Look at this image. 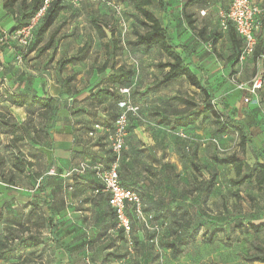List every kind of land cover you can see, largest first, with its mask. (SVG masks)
<instances>
[{
    "label": "rangeland",
    "instance_id": "1",
    "mask_svg": "<svg viewBox=\"0 0 264 264\" xmlns=\"http://www.w3.org/2000/svg\"><path fill=\"white\" fill-rule=\"evenodd\" d=\"M114 1L121 3L120 0ZM107 5L106 8L109 6ZM155 5L161 9L157 0ZM122 6L124 12L121 17L117 14L114 17V15L101 13L104 14L102 16H112L111 20L100 17L94 19L88 14L82 16L79 22L84 28L88 42L78 50L71 48L70 51L74 54L66 55V57L58 55V48L55 43L47 51H41V47L48 41L51 33L48 32L45 35L43 43L37 44L34 31L32 41L29 45L24 46L18 39L12 38L11 21L9 19L0 21V56L4 62L3 66L0 67V110L11 113L18 109V107L7 102L5 97L7 93L15 91H30L40 95L47 93L53 96L59 95L56 97L60 98L61 109L56 125L49 135L45 131L43 132L42 128L51 126L52 119L47 116L42 117L39 113L30 114L28 108L19 111L25 114L24 120L21 122L22 132L26 136L25 140L19 143V146L25 152L26 158L34 162L35 165L28 168L25 173H15V185L2 179V176L8 178L12 174L10 170H12V164L16 159V148L11 145V136L0 128V153L5 154L9 159V165L5 169L0 168V209H3L4 212V219L0 224V239L5 236L15 237V243H18L20 238L31 232L33 234L42 232L43 238V243L40 246L29 250H20L16 260L9 262L0 260V264H15L22 261L23 258H27L26 264H70L69 258L74 264H141L138 258L133 260L127 257V246L124 244L118 251L115 249L109 251L113 252L114 257L109 262H105L103 260L105 253L103 256L95 254L94 249L98 242L90 243L86 240L89 234L94 231L101 232L102 230V233L106 232L109 236H116L115 233H117L116 229L111 228L110 225L106 226L103 222V207L100 206L99 201L101 193L96 191L98 184L101 185L100 179L98 178V180L95 176L96 167L109 168L111 164L97 160L95 146L100 137L99 135L91 137L89 131L94 127L97 119L103 118L101 113L103 108H108L110 111L104 119L106 120V128L108 126L111 128L115 117L124 109L126 102L138 104L141 108V115L132 118L127 148L122 152L124 155L131 153L137 158L133 166H130V171L125 170V168L123 170L122 167L123 183L141 191L144 200L148 195L150 196L151 191H158L169 200L173 198L170 201L178 203L182 207V215L189 209L191 213L189 217L178 218L176 223L174 220H170L174 227L183 228V233L179 234L181 238L183 235L186 236L185 232L189 229L190 220L199 222L201 217L207 213L202 214V211L210 210L205 202L206 185L201 184V182H208L212 178V173L218 174L217 176L220 175L221 178L215 196L222 195L223 197L220 198L228 203L231 200L233 204L236 202L238 210L240 206L241 210L233 214L235 218L250 220L252 215L245 214L243 208L253 206L258 201V197L264 200V186L260 190L254 180H248L240 185V189L237 191L239 195L235 196L236 193L229 190L230 186L234 185L230 177L234 172L233 168L226 167L223 171L216 170L213 156L238 152L239 141L237 142V139L239 135H229L226 140L229 143H234V145L227 147L216 135L212 118L199 121V124L204 125V130L207 132L203 135L195 132L196 127L193 128L194 126L187 130L192 137L191 141H185L177 137L174 130L156 124L155 117L158 108L171 109L178 105L176 101L171 100L174 96L180 94L184 96L193 95L195 100L200 102L204 99V95L194 86L191 88L186 79L167 86L160 84L164 71L158 66V63L167 60V58L160 49L152 52L149 57H147L146 48H134L133 51L130 49L135 40L133 34V27L136 25L135 11L123 4ZM3 10L5 9L0 1V14ZM226 11L227 9L223 10V12ZM189 12L188 14L197 24L195 26H200L197 28H203L205 31L203 37L198 30L194 31V36L196 39L200 38L203 45L211 49L207 55L209 59L204 63L205 66L211 65V67L206 70L196 68L197 59H193L192 56L187 57V61L192 63L193 69L199 70L198 75L200 77L205 70L208 83L215 93L214 102L218 110L226 117L234 116L245 120L246 117L243 116H246L248 111L261 107V100L252 97V102L246 103L244 99L250 96L249 92L238 89L237 85L251 83L258 73L256 65L250 67L248 77L245 78L243 65L236 68L233 61L229 60L233 48L228 30L223 29L221 25V14L211 15L207 13L202 15L201 10ZM125 21L130 23L129 29H126ZM186 21L188 24V18ZM95 23L103 25L105 28L108 35L105 41H109L112 32H116V37L120 39L121 46L123 41V46L129 48L127 55L116 58V64L122 60L125 62V60L131 59L132 64L129 67H134L136 74L137 70L140 71L139 76L135 75L136 82L130 95L119 93L117 97L111 98L103 105L96 93L107 86L106 75L100 73V68L103 66L107 54L99 43L92 50L94 41L99 42L101 40L97 31L94 34ZM170 32L173 42L179 45L178 50L186 57V51L180 37L171 30ZM220 34L223 37L215 44L216 35ZM91 51V57L83 61ZM102 52L103 57L101 56ZM120 54L121 51H119ZM73 56H79V61L67 65L63 63L64 60ZM263 59L260 60L263 61ZM256 61L254 60L255 63ZM219 62L222 63V68L218 64ZM110 71L109 68L106 72L109 73ZM222 71H225V74H221ZM68 77H71L72 80L66 84L65 79ZM63 88H69L70 94L60 97ZM70 96L74 99L71 105L67 100ZM34 125L41 128L39 134L34 133L31 129ZM103 132H106L102 134L108 139L109 150L114 153L110 139L112 130L108 129ZM211 137H218L223 151L213 143L208 142L203 145L200 141V139ZM248 146L250 147V145ZM200 147H202L201 152L199 151ZM199 153L207 166L201 173H196L197 180H194L191 175L193 160L197 159L199 164L203 163L198 158ZM240 154H242L241 151ZM82 162H88L89 167L85 171L79 172L76 169ZM166 163L172 164L174 169L163 167ZM44 177L45 180H43ZM44 182L45 189L43 191L42 184ZM221 190L226 191L221 194ZM213 208H215L214 205ZM40 218H46L47 222L46 227L39 231L35 221ZM60 220L69 225L66 227L64 225V228L59 229V235L64 234L67 228L72 229L74 234H80L78 239L73 240L71 237L73 234L63 236V247L54 240L50 233L52 224ZM215 224H223V221L218 218ZM106 227H108L107 230H105ZM26 228H30V231H25ZM201 231L202 234H200L198 242H192V244L190 242L179 249L181 264H199L200 257L198 255L200 253L195 250L206 254V264H264L249 262L244 258L255 244L260 242L264 245L263 237H260V241L255 239L253 233L241 230L240 233L234 235L225 232L219 237H215L212 242L211 240L206 242L203 240L205 230L201 229ZM152 233H154L153 230L146 228L136 219L133 232L126 237L137 236L139 238ZM110 238L114 239L115 237ZM75 246L80 247V249H76ZM92 257L95 258L94 262Z\"/></svg>",
    "mask_w": 264,
    "mask_h": 264
},
{
    "label": "trees",
    "instance_id": "2",
    "mask_svg": "<svg viewBox=\"0 0 264 264\" xmlns=\"http://www.w3.org/2000/svg\"><path fill=\"white\" fill-rule=\"evenodd\" d=\"M4 9L11 14L16 20V24L12 28V33L27 26L31 19L36 16V14L42 9L44 6L45 0H2ZM103 1V0H101ZM130 2L135 11L134 18L136 20V25L133 27V34L135 35L134 44L136 46H144L146 49H150L153 47H157L161 50L164 56L167 58L166 61H160L158 66L164 71L163 78L160 82L162 86H167L173 83H176L181 80H187L191 86H194L198 90L202 92L204 95V99L202 101H197L195 98L190 95H177L171 98V100L177 102V106L172 107L171 109L167 108H158L155 122L157 125L169 128L174 130L175 134L177 132L184 131L189 136L188 129H191L195 124H197L201 119L209 120L213 119V125L215 127L216 135L221 134H229L234 133L239 135V150L238 152H234L231 154L225 155H214L213 160L214 164H219L225 167H232L235 172V178L232 179V183L235 186H240L246 183L248 180H254L258 188L261 190L264 186V163H257L254 167L250 168L246 164V159L244 157L245 151L247 149L248 143L251 144L249 139V133L245 127V125L238 119L233 118L232 116H224L217 108V105L214 102L215 93L214 90L210 87L207 76L204 72H202V76L199 77L192 70V63L187 61V57H191L192 53L187 48V46L183 45L186 51V57H184L178 50L179 45H176L173 42V38L171 36V32L169 27H164L162 21L156 16V14L151 10L152 5H154V0H126ZM104 2V1H103ZM204 0H185V15L188 18L189 26L198 30L201 37L204 36V29H198L195 26L194 21L191 18V15L187 13L186 9L191 6H195L198 4H202ZM66 0H53L50 2L45 14L40 19L38 25L34 29L36 33V42L37 44L43 43L45 39V35L48 33L50 28L54 25L56 20L58 19L61 12L66 8ZM106 3V2H105ZM162 9H165L166 6L164 2L159 1ZM96 31L100 37L102 42V48L106 50L107 58L103 63V66L100 68V73L102 75H106L105 82L106 87L97 91L96 95L100 98L102 105L109 101L113 97H117V94H122L120 92V87L126 86L131 87L135 81L136 72L132 67L126 65L117 66L116 58L119 55V51L122 52L121 41L116 37V32H112V36L109 41H105L108 37L105 28L103 25L95 23ZM228 30V35L230 42L232 44L233 51L229 56V60L233 61L234 65H237L240 62V56L243 50V38L236 32L235 28L230 25ZM215 44L223 37L220 35H216ZM54 34H51L48 41L41 47V51H47L50 49L54 43ZM258 44L257 47L251 56L255 61L261 58H264V18L261 19V30L257 35ZM79 56H73L64 60V64H71L75 61H79ZM257 62V61H256ZM4 64L2 57L0 56V67ZM111 69L109 73H107V69ZM72 80L71 77L65 79V83L69 84ZM70 94L69 88H63L60 92V97L66 96ZM6 101L12 104V106L20 107V108H28L30 114L39 113L40 116H47L49 119H52V125L46 126L42 128V131L46 132L48 135L51 130L55 127L57 119L60 114V98L53 96L49 93L40 95L37 93H31L30 91L23 92H9L6 94ZM69 105L73 102V97H68ZM32 111V112H31ZM103 118L97 119L96 123L102 124L105 128L106 120L104 119L110 113L108 108H103L101 111ZM120 114V113H119ZM119 114L115 117L113 126L110 128L108 126L107 129L113 130L115 121ZM132 121V118H131ZM131 121L129 127V134L131 132ZM0 128H2L6 134L11 136L10 142L11 145L16 148V159L12 164L10 170L12 172L11 176L8 178H4L5 182L15 185L16 178L15 173H25L28 168L34 167V162L26 158L25 152L19 146L20 142L25 140V134L22 132V122L19 121L16 117L13 116L12 113H8L0 110ZM34 133H38L41 131V128L34 125L31 128ZM93 127L91 128V130ZM98 136V135H97ZM177 137H179L177 135ZM191 137V136H190ZM181 138V137H179ZM192 138V137H191ZM218 138V137H217ZM102 138H100L101 140ZM183 139V138H181ZM99 140V141H100ZM185 141H191L192 139H183ZM128 144V138H127ZM240 151L242 154H240ZM116 161V155L112 153L111 150L107 151L106 163L113 164ZM137 161V158L132 156L131 153L128 155L122 154L119 161V175L122 184L125 187H128L127 184L123 183L122 180V167L123 170L130 171V166ZM128 163V164H126ZM9 165V159L5 154L0 153V168L5 169ZM204 165V166H203ZM207 164L198 162H193L191 175L194 180H197L196 173H201L205 170ZM165 168L174 169L172 164L166 163L163 165ZM103 169V168H102ZM106 169V168H105ZM218 174L212 173V178L207 182H201V184L206 185V194L207 196L212 193L213 189L216 187L218 183ZM95 176H97V169L95 171ZM129 178V174H128ZM45 180V177L43 178ZM99 180V179H98ZM101 182V181H100ZM100 186V187H99ZM131 188V187H128ZM45 189V182L42 184V190ZM97 192L101 193L99 197L100 206L103 207V219L106 226L110 225L111 228L116 229V239L121 242H126V233L123 228L118 227V218L115 209L110 204V194L108 192H104L103 184H98L96 188ZM134 189V188H132ZM136 190V189H135ZM141 197L142 192L137 190ZM197 193V188L195 190ZM235 196H238L237 192H234ZM165 197V196H164ZM173 199V198H172ZM170 199V200H172ZM169 199L160 198L156 196H150L144 198L142 197V201L144 204V211L146 214H150L153 216V221L155 223L165 225L166 226L158 233L154 232L148 235L149 244L148 249H156V246L160 249H167L170 252L178 256L180 253L179 249L185 247L189 244L194 237V234H198L200 229L202 228V224L199 222H193L190 219L189 229L185 232L186 236L183 235L181 238L179 234L183 233V228L180 226L174 227L171 223V219L176 223V219L178 218H187L190 216V210L187 209L186 212L182 215V207L179 206L178 203L171 202ZM106 207V208H104ZM127 213L131 218L132 226L134 228V222H136V216L134 209L131 205H128ZM4 212L3 209H0V224L3 222ZM229 226L233 231L243 230L244 232L259 234L264 231V222H250L248 220H244L242 218H235L234 216L229 217ZM46 218H40L35 221V225L40 231L42 228L46 227ZM217 223V222H216ZM215 224V223H214ZM65 225V226H64ZM69 224L60 220L55 224H52L50 227V233L54 240L63 247L64 242L62 237L68 236L69 234H73V239H78L80 234L72 233V229L67 228L64 234L59 235V229H62ZM216 227L212 232L204 233V241L211 242L215 239V237H219V233L224 232L223 224H215ZM64 226V227H63ZM75 227V226H73ZM106 227L105 230H107ZM12 229V226H10ZM25 231H30V228H26ZM63 232V231H62ZM133 232V230H132ZM131 232V233H132ZM42 232H38L33 234L32 232L23 238H20L18 243H15V237L9 238V236H5L0 239V260L5 262H9L12 260H16L18 258V252L20 250H29L40 246L43 243ZM106 233V232H103ZM102 234L101 232H92L89 234L86 240L88 242H94L98 240V236ZM211 234V235H210ZM140 243L139 238L136 237V245ZM116 245V241L111 240L109 242V247H113ZM160 245V246H159ZM76 249H80V247L75 246ZM113 252H108L104 255V261L109 262L111 258H113ZM116 255V254H115ZM120 257L119 255H117ZM246 261L249 262H260L264 263V245L259 242V244H255L253 249H251L245 256ZM26 259L23 258L22 261L15 264H26ZM93 262L94 259L93 258ZM68 261L70 264H74L72 259L69 258Z\"/></svg>",
    "mask_w": 264,
    "mask_h": 264
},
{
    "label": "crops",
    "instance_id": "3",
    "mask_svg": "<svg viewBox=\"0 0 264 264\" xmlns=\"http://www.w3.org/2000/svg\"><path fill=\"white\" fill-rule=\"evenodd\" d=\"M1 1V4L3 5V1ZM156 2V0H154ZM158 2L161 0H157ZM166 6L165 9H162L161 6H159V8L161 7V9H158V7H155V3L154 5H152L151 10L156 14V16L162 21L163 26L164 27H169V29L174 32L175 34H178V36L181 39V43L185 46H187V48L191 51L192 53V58L193 59H197V62L195 63L196 68H201L203 69H208L211 67L208 65H204L205 61L207 59H209V57L207 58L208 55V51H210L211 49L208 48L207 46L203 45V41L198 38L196 39V37L194 36V29H192L189 24H187L186 18H185V0H162ZM120 2L124 5V6H128L131 9H133V6L130 2L126 1V0H120ZM232 0H204V2L202 4H198L195 6H191L188 7L186 9L187 13L191 12H195L198 10H201V12H205L203 15H206L207 13L211 14V15H215V14H221L223 12V10H228L230 5H231ZM66 8L61 12V14L59 15L58 19L56 20V22L54 23V25L50 28V30L48 31L51 34H54V43L56 45V47L58 48V55L61 57H66L67 56H71L72 53L70 51L71 48H76L77 50L80 47H84V45L88 42V38H86L85 36V31L84 28H82V24H80V19L82 16H85L86 14L93 16L94 19H97L98 17L100 18H107V19H112V16H102L104 14L101 13H107L108 15H114V17H116V13L113 10L112 7L108 6L106 3L102 2L101 0H82L81 3L79 4H73L71 1L66 0ZM106 5L108 6L106 8ZM160 5V4H159ZM112 11V12H110ZM202 14V13H201ZM80 16V17H79ZM10 20L11 21V28L14 27V25L16 24V20L14 19V17L9 14L6 10H3V12L0 14V21L3 22L5 20ZM78 20V21H77ZM125 26L126 29H129L130 27V23L125 21ZM197 25V24H195ZM1 26V24H0ZM200 27V26H197ZM7 28V27H5ZM94 34H96V30H94ZM195 38H194V37ZM102 40H99V42L96 40L94 41V46L92 45V50L96 48L97 44L99 43V45L101 44L102 46ZM124 42L122 41V52L120 55H118L117 58L120 57H124L125 55H127L128 53V47L127 46H123ZM219 45V44H218ZM76 46V47H75ZM134 48L136 49H144V46H136L134 43L131 44L130 49L133 51ZM103 51V49H101ZM147 57L150 56V54L152 52H156L159 51V48L157 47H153L150 49H147ZM161 51V50H160ZM180 52V51H179ZM131 53V52H130ZM181 53V52H180ZM232 53V52H231ZM182 54V53H181ZM92 55V51L90 52L89 56L87 55L86 58H84L83 61H86L87 58L91 57ZM101 56L103 57V52L101 54ZM97 57V55H96ZM217 59V58H216ZM131 60V59H130ZM130 60H122L120 63L117 64V66L120 65H126L129 66L132 64V62ZM166 61V60H164ZM221 68H222V63H218ZM240 65H243V75L245 76V78H247L248 73H249V69L250 67L253 65L257 67V71H264V59L262 60H258L256 63L254 62L253 58H249L247 59L243 64L238 63L236 65V68L239 67ZM134 69V67H133ZM194 73H196L198 75L199 70L198 69H193ZM204 70V71H205ZM203 71V72H204ZM139 70H137V74L139 76ZM206 74V73H205ZM221 74H225V71H222ZM207 75V74H206ZM199 76V75H198ZM200 77V76H199ZM209 81V80H208ZM132 84V87L134 86V83ZM192 88V86H190ZM59 96V95H56ZM256 99V98H254ZM259 100H261V104H260V108H254L251 111H248L247 114H245L246 116H243L245 118L242 119L240 117L236 118L234 116H232L233 118H236L238 120H240L246 127L248 133H249V139L251 141V144L248 143V145H250V147L247 145V151H246V164L248 167L252 168L254 167L257 163H264V91L259 93ZM255 101V100H254ZM254 107V106H253ZM257 107V106H255ZM23 108L18 107V109H16L15 111L11 112L14 117H16L19 121H23L24 120V115L22 112H19L20 110H22ZM248 116V117H247ZM204 122L202 121V124ZM195 132L200 133V135H203L206 131L204 130V125H200L199 122L197 124L194 125L193 128H195ZM214 127V125H213ZM106 132H99L98 135L100 138H102L98 144L95 146L97 149V152L95 154V157L97 158L98 161H102L104 163H106V157H107V151L109 150V144H107L108 139H106V137L103 136V134ZM207 133V132H206ZM229 135H235L234 133H229V134H221L219 135V138H221L223 144H225V146H233L234 143H229L228 140H226ZM239 141V138L237 139V142ZM229 143V144H226ZM239 143V142H238ZM236 147V146H235ZM238 150H239V146H237ZM199 151H202V147L199 148ZM198 158L201 159V161L203 163H205L204 160H202L201 158V154H198ZM167 160V159H166ZM194 162H197V159L193 160ZM215 167L217 171H223L226 167L216 164L215 163ZM227 168H231V167H227ZM220 174V173H219ZM218 183L216 185V187L213 189L212 193H210L209 196L205 197V202L207 207L210 208L209 211H202V214L206 213V215L204 217H201V220L199 221L200 224H202V228L204 229L205 232H212L216 227L219 228V226H216L214 223L217 222V219L220 218L223 221V225L222 227L224 228V232L219 233L223 234L225 232H229L231 234H238L241 231L240 230H236L233 231L230 226H229V217L234 216V212L241 210L240 206H239V210L237 209V203L234 202L235 204L232 203V200L230 201V203L223 201L222 195L215 196V194L217 193V187L220 185L219 180L220 175L218 176ZM232 179L235 178V174L233 172V174L230 176ZM240 189V186H235L232 185L230 186L229 190L232 192H237ZM226 190H221L220 193L224 194ZM152 196H156V197H160V198H165L164 195H162L161 193H159L158 191H151L150 192ZM241 193V192H240ZM197 194V193H196ZM242 194V193H241ZM220 198V199H218ZM225 199L227 200V198L225 197ZM238 203H241V201H238ZM237 204V205H236ZM213 205L215 208H213ZM197 209V208H196ZM198 211L200 212V210L198 209ZM211 211H213L211 213ZM243 212L245 214H251L252 218L248 221L250 222H264V200H261L258 197V201L255 202V204L252 206H245L243 208ZM216 215H218L217 217H215ZM197 223V221H196ZM117 229V228H116ZM199 231L198 234H194V237L192 239H190L191 244L192 242H198L199 238H200V234H202V231ZM116 234V233H115ZM255 239H259L261 241L260 237H263L264 239V231H262L259 234H254ZM110 237H116L114 235L109 236V234L107 233H102L98 236V244L95 247L94 251L95 254H101L102 256L106 255V253H108L109 251L115 249L118 251L119 248L122 247V245L124 244L125 246H127V257L132 258L133 260H136L138 258V260L141 262V264H181V255L175 256L173 255L170 250L167 249H160L156 246V249L152 250V249H148V246H151L149 243V239H148V235L146 234V236H141L139 237V241L140 243L138 245H136V237L137 236H133V237H127L126 238V242H121L119 240H117L116 238L111 239ZM262 239V240H263ZM113 240L116 241V245H114L113 247H109V242ZM203 240H204V236H203ZM198 253H200L198 256L200 257V261L199 264H206V254L204 252H200L199 250H195Z\"/></svg>",
    "mask_w": 264,
    "mask_h": 264
},
{
    "label": "built area",
    "instance_id": "4",
    "mask_svg": "<svg viewBox=\"0 0 264 264\" xmlns=\"http://www.w3.org/2000/svg\"><path fill=\"white\" fill-rule=\"evenodd\" d=\"M53 0H45L42 9L33 17L27 26L12 33V38L18 39L24 46L29 45L33 38V32L38 25L40 19L45 14L50 2ZM73 4H79L82 0H69ZM111 6L115 13L121 17L124 8L121 3L114 0H103ZM202 15L205 12H201ZM221 25L223 29L227 30L232 25L236 32L243 38V50L240 56V63L249 59L258 44V33L261 30V19L264 18V0H232L229 9L222 12ZM6 34V33H5ZM238 89L246 90L249 92V97L244 101L246 103L252 102V97L258 98L259 93L264 91V71H258L257 75L252 79L251 83H240L237 85ZM131 87L122 86L120 92L124 95L131 94ZM141 108L138 104L133 102H126L124 109L117 117L114 128L111 133V144L116 161L111 164L109 168L97 166V176L104 187V192L110 194V204L115 209L118 218V227L123 228L127 235H130L133 226L130 216L127 213L128 205L134 209L136 219L143 224L146 228L154 232H160L165 226L153 221V216L146 214L144 211V204L140 193L132 188L125 187L119 175V161L122 152L127 148V138L129 136V127L131 118L140 117ZM102 124L96 123L89 135L96 137L99 132L107 131ZM177 135L183 139H192L184 131L177 132ZM203 145L208 142L217 145L221 151L220 141L216 137L207 139H200ZM89 167L88 162H82L76 169L79 172L85 171ZM103 168V169H102Z\"/></svg>",
    "mask_w": 264,
    "mask_h": 264
}]
</instances>
